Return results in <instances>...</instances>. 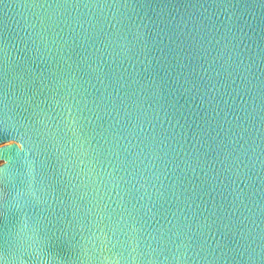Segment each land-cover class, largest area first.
Here are the masks:
<instances>
[{
	"label": "water",
	"instance_id": "water-1",
	"mask_svg": "<svg viewBox=\"0 0 264 264\" xmlns=\"http://www.w3.org/2000/svg\"><path fill=\"white\" fill-rule=\"evenodd\" d=\"M0 264H264V0H0Z\"/></svg>",
	"mask_w": 264,
	"mask_h": 264
}]
</instances>
